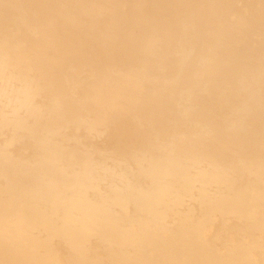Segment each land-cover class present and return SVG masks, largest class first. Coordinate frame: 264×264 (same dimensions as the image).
<instances>
[{"label":"bare ground","instance_id":"6f19581e","mask_svg":"<svg viewBox=\"0 0 264 264\" xmlns=\"http://www.w3.org/2000/svg\"><path fill=\"white\" fill-rule=\"evenodd\" d=\"M0 264H264V0H0Z\"/></svg>","mask_w":264,"mask_h":264}]
</instances>
